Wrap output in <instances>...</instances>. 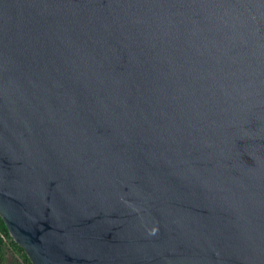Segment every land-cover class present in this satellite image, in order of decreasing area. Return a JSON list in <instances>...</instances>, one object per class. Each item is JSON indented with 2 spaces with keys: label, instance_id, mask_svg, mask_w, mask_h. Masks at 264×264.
<instances>
[{
  "label": "water",
  "instance_id": "1",
  "mask_svg": "<svg viewBox=\"0 0 264 264\" xmlns=\"http://www.w3.org/2000/svg\"><path fill=\"white\" fill-rule=\"evenodd\" d=\"M0 219L31 264H264V0H0Z\"/></svg>",
  "mask_w": 264,
  "mask_h": 264
},
{
  "label": "rangeland",
  "instance_id": "2",
  "mask_svg": "<svg viewBox=\"0 0 264 264\" xmlns=\"http://www.w3.org/2000/svg\"><path fill=\"white\" fill-rule=\"evenodd\" d=\"M0 237L3 238V235L0 231ZM0 252V264H28L27 257L24 252L18 249V246L14 243L12 238L3 239Z\"/></svg>",
  "mask_w": 264,
  "mask_h": 264
},
{
  "label": "trees",
  "instance_id": "3",
  "mask_svg": "<svg viewBox=\"0 0 264 264\" xmlns=\"http://www.w3.org/2000/svg\"><path fill=\"white\" fill-rule=\"evenodd\" d=\"M0 231H1L2 235H3V238L0 237V248H1V245H2V243H3V239H4V237H5V238H9L8 232H7L6 228L4 227V225H3L2 221H1V219H0ZM18 249H19L20 251L22 250V249L19 248V247H18ZM0 252H1V249H0ZM24 257H26V256H24ZM27 263H28V264H31V263L29 262V260L27 261Z\"/></svg>",
  "mask_w": 264,
  "mask_h": 264
}]
</instances>
